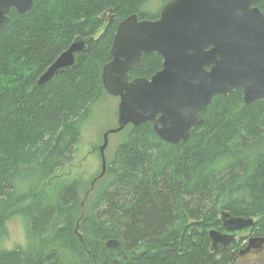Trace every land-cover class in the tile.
<instances>
[{"label": "trees", "instance_id": "16d2710c", "mask_svg": "<svg viewBox=\"0 0 264 264\" xmlns=\"http://www.w3.org/2000/svg\"><path fill=\"white\" fill-rule=\"evenodd\" d=\"M169 1L34 0L0 29V264H231L247 236L211 252L207 232H226L222 211L252 218L245 230L264 236V100L244 105L240 90L213 98L203 125L176 145L149 123L128 125L99 186L93 178L84 196L77 180L52 183L106 93L101 72L117 24L134 14L154 20ZM76 37L93 39L75 68L39 86ZM161 64L155 53L142 55L129 79H149ZM15 217L25 243L9 250ZM109 240L118 247H105Z\"/></svg>", "mask_w": 264, "mask_h": 264}, {"label": "water", "instance_id": "95a60500", "mask_svg": "<svg viewBox=\"0 0 264 264\" xmlns=\"http://www.w3.org/2000/svg\"><path fill=\"white\" fill-rule=\"evenodd\" d=\"M34 0H0V29L10 25L11 9L28 12ZM258 0H171L163 4L154 20L131 15L116 26L110 47V61L101 72L106 94L119 99L117 126L105 132L98 147L101 171L106 172L104 151L108 135L128 125L149 123L162 141L176 145L187 141L190 131L203 125L200 113L213 98L227 97L240 90L244 105L264 100V15L251 5ZM92 38L76 37L37 79L39 86L54 76L75 68L78 55ZM155 53L161 69L149 79H129L142 55ZM226 232L210 229V251L226 246L233 232L253 225L252 218L233 217L222 211ZM75 233L80 239V235ZM264 244V237L250 238L248 253ZM105 247L116 249L114 240ZM235 260V259H234Z\"/></svg>", "mask_w": 264, "mask_h": 264}, {"label": "rangeland", "instance_id": "374dc122", "mask_svg": "<svg viewBox=\"0 0 264 264\" xmlns=\"http://www.w3.org/2000/svg\"><path fill=\"white\" fill-rule=\"evenodd\" d=\"M150 10L156 11L154 4L149 5ZM119 99L106 93L100 95L97 100L91 104L89 114L81 124V134L75 147L73 160L71 164L62 171V177L52 181L53 184L70 183L78 181L81 194L84 196L89 188L93 178L101 171V160L98 147L102 144V136L108 130L117 125V109ZM125 138V131L112 133L108 135V146L104 151L105 161H110L119 143ZM99 185L94 182V189ZM94 191V190H93ZM91 191L90 194L93 193ZM8 239L6 248L13 249L17 246H23L25 243V233L23 222L20 218L15 217L7 223ZM249 230H242L241 234L236 237L252 236ZM249 237V238H250ZM244 243L247 242L245 241ZM217 250V249H216ZM244 250V249H241ZM236 256V255H235ZM263 260H250V257L238 258L234 264H260ZM264 264V261L261 263Z\"/></svg>", "mask_w": 264, "mask_h": 264}, {"label": "flooded vegetation", "instance_id": "af4514ba", "mask_svg": "<svg viewBox=\"0 0 264 264\" xmlns=\"http://www.w3.org/2000/svg\"><path fill=\"white\" fill-rule=\"evenodd\" d=\"M34 2V1H33ZM163 5V4H162ZM161 5V6H162ZM33 6V5H32ZM161 6H160V8H161ZM32 8V7H31ZM160 8H159V10H160ZM251 8L252 9H257L258 11H259V13H261L262 15H264V0H258V1H256V2H254L252 5H251ZM159 10H158V13H159ZM30 11V10H29ZM109 12V13H108ZM12 13H16V14H18L16 11H14V9H11L10 10V12L6 15L8 18H9V20H10V15L12 14ZM107 13H108V15L107 16H109V22H111V15H110V13H111V11L110 10H108L107 11ZM158 13H157V16H158ZM25 14V13H24ZM105 15L106 14H103V17H105ZM135 15V14H134ZM157 18V17H156ZM155 18V19H156ZM139 19V18H138ZM230 234H234V239L233 240H236V237H238L240 234H241V231H238V232H233V233H230ZM252 234V236L250 237V238H262V237H264V236H254L253 235V233H251ZM245 237V236H244ZM247 238V241H248V239H250V238ZM255 245H258L257 243H254ZM245 248V247H244ZM241 250V249H240ZM239 250V251H240ZM239 251H238V253L236 254V256L233 258V260H232V263L231 264H234L235 263V261L238 259V258H243V257H246V256H248V257H250V260H260V259H262L263 261H264V244H262L260 247H259V245L258 246H255L254 248H252L248 253H244L243 255H238L239 254ZM235 259V260H234ZM262 261V262H263ZM261 262V263H262ZM260 263V264H261Z\"/></svg>", "mask_w": 264, "mask_h": 264}, {"label": "bare ground", "instance_id": "6f19581e", "mask_svg": "<svg viewBox=\"0 0 264 264\" xmlns=\"http://www.w3.org/2000/svg\"><path fill=\"white\" fill-rule=\"evenodd\" d=\"M83 38V37H82ZM88 38H92V37H88ZM93 39V38H92Z\"/></svg>", "mask_w": 264, "mask_h": 264}]
</instances>
